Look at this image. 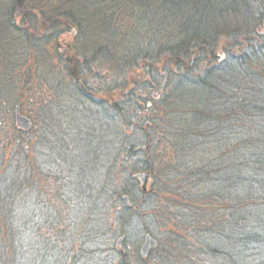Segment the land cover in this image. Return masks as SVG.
Here are the masks:
<instances>
[{
    "label": "trees",
    "instance_id": "16d2710c",
    "mask_svg": "<svg viewBox=\"0 0 264 264\" xmlns=\"http://www.w3.org/2000/svg\"><path fill=\"white\" fill-rule=\"evenodd\" d=\"M1 29L0 264L57 251L64 231H45L54 190L85 212L59 264H133V252L137 264H264V0H0ZM72 33L74 63L58 62L59 79L54 64L38 72L48 93L29 144L8 121L29 82L21 70ZM70 105L103 112L113 133L82 179L54 121ZM147 171L143 191L135 175ZM146 233L157 246L141 257Z\"/></svg>",
    "mask_w": 264,
    "mask_h": 264
},
{
    "label": "rangeland",
    "instance_id": "374dc122",
    "mask_svg": "<svg viewBox=\"0 0 264 264\" xmlns=\"http://www.w3.org/2000/svg\"><path fill=\"white\" fill-rule=\"evenodd\" d=\"M23 3L24 2H21V5L19 7L22 8ZM0 32L3 33V30L1 29ZM70 36H71V34H66L59 41H57V42L55 41V44H53V45H52V43L49 44V46L46 48L47 51H45L48 55V57H47L48 61H46V62L44 61V63H42V61H43L42 59H40L39 62L36 61L38 59L37 58L35 59V51L33 53V50H32V52H30L31 55L28 56V60L26 62V65L21 70L23 72L26 71L29 74V75L27 74L28 78H29V82H28V80L25 81V79L27 77L24 80L21 79L22 84H21L20 88L17 90V93L20 95V99H21V101L19 102V104L21 105L20 106V112L22 115L29 117L31 120V127L27 130V131H29V133L27 135L28 137L26 140L27 143H29V144H32L36 140V138L38 137L37 133L39 132V127L42 126V125H40V123L43 122V121H41L39 114H37L38 111H40V109H43V107H44V106L42 107L41 105L38 106V104H39L38 98H41V99L46 98V96H47L46 94L48 93L47 90L45 89V85H43L44 83L41 84L39 81L40 79L38 78V74H39L38 72H44V71H46L47 68L50 69L51 65H52L51 68H53V64H54L57 67V68L54 67V69H57V71L56 70L52 71L55 74V77L53 76L52 80H55L56 78L59 79L58 76H60V73H62V70H60V68L58 67V66H60L58 61H60L61 58L66 60L67 56L71 57V54H74L75 52H73L72 48H70V47L73 44L78 42V41H76V39H75L76 42H74V39L70 38ZM72 37H73V33H72ZM91 37H92V39H94V37L92 35H91ZM0 42H1V40H0ZM72 42H74V43H72ZM75 46H76V44H75ZM84 47L87 50L92 49L90 47H87L86 43L84 44ZM75 55L77 56L76 53H75ZM101 65H103V63H101ZM39 68L41 70H39ZM61 68L65 69L64 67H61ZM102 70L107 71L109 69L104 67V68H102ZM115 75H118V74H115ZM159 96H160L159 93L158 94L156 93L155 96H154V94H152V97L154 99H157ZM111 98L114 99L113 96ZM116 98H117V100H120V96H117ZM141 107L144 108L145 106L142 105ZM143 108L141 110H143ZM144 112L145 113L139 112V114L144 117L148 113L145 110H144ZM56 113H57V116H56L57 118L54 119V121L57 120L58 125H60L61 127H63V125L66 124V128H67V130H66L67 138L66 139H67L68 145L70 147V152H71L72 156L75 158L74 162H75L76 168L73 172V177H75V179H82V177H81V169H83L82 165L86 166L87 164H90V163H92V161H94L93 158L96 156V154L99 155V153L102 151L103 143L105 145L107 144V146L110 148V142H111V140H112L111 138L113 136V133H111L112 130L107 125V122L105 121L103 112H99V111H96L94 109L84 110V111H76L75 106L70 105V106H68V108L65 112L59 110V112H56ZM10 115H11V118L8 121L10 123H12L13 126L15 125V127H16L14 112H13V114H10ZM5 119H7V118L5 117L3 119V121H5ZM50 128H51L50 126H46L45 128L43 127V129H46V131H50V133L48 132L47 134L51 135L53 137V139L55 138L54 140L57 141V139H60V135H58L56 132H53L54 130L50 129ZM101 142H102V144H101ZM40 145L45 150L46 146H44L43 142ZM39 153H40V155H39ZM39 153L36 150H34L31 153L30 158L32 159V161L38 160V163L41 162V164H43L47 168L49 166L48 165L49 163H46L44 161L45 157H44L43 153L42 152H39ZM34 154L36 155L35 158L33 157ZM87 171L91 172L92 171L91 167H88ZM54 188H56V187L54 186ZM51 190H53V189H51ZM54 191H56V190H54ZM54 191H53V193L46 195V199L47 200L49 199V200L46 203V209H45L47 211V214H49L48 216L51 220V221L50 220L49 221L52 222V225H53L52 229L53 230L50 228L48 230V228H46L45 231L46 232L48 231L50 234L54 230L55 231L59 230L60 232L64 231L63 234L59 233V235H58V242H56L57 243L56 244L57 245L56 246L57 251H54V253L52 252V254H48V252H46L44 249L43 250L42 249L36 250L35 254H31L30 251L29 252L27 251L26 252L27 257H26V259L23 260V264H59L60 263V261H59L60 257L62 260H66L69 257L68 255H71L70 252L74 253L76 250V249L73 250V247L76 246V243L73 240L75 239L76 234L80 233V231H79V229L81 228L80 218H82L85 215V212L83 213V209H81V207L78 206L79 205L78 199H76L75 197H74V199L77 201V203L74 206L75 208H68V206L66 204H64L63 202H59L57 199L54 200L55 196H56L54 194ZM89 195H91V194H89ZM89 195L86 194L85 196L87 197ZM67 225H69V226L67 227ZM34 234L35 233H33V232L29 233L27 239H30V241H33V239L35 238ZM141 239L142 240L140 241V243L136 245V247H138V248L140 247V245L144 241L143 237ZM103 240L105 241V239H103ZM107 242H108V244L113 243L110 239H106V243ZM115 242H116V240H115ZM35 243H37V242H35ZM134 244H135V242H134ZM30 245L33 246V244H30ZM32 246L30 248H32ZM58 253H60V254H58ZM86 257L87 256H85L84 259H86ZM131 259L133 261V264H137V262L135 260L136 259V253L133 252V254H131ZM81 260H79V262H81ZM89 263L93 264L90 261V259H89ZM100 263L101 262H97V263L95 262V264H100ZM82 264H84V263H82Z\"/></svg>",
    "mask_w": 264,
    "mask_h": 264
},
{
    "label": "water",
    "instance_id": "95a60500",
    "mask_svg": "<svg viewBox=\"0 0 264 264\" xmlns=\"http://www.w3.org/2000/svg\"><path fill=\"white\" fill-rule=\"evenodd\" d=\"M156 93H154V96ZM15 121H16V126L20 127L21 129L27 131L31 127V120L29 117L22 115L20 112V107L17 105L15 107ZM136 178H138L140 185L143 189V191H146L148 188V183L151 182V174L149 171L147 172H137L135 175ZM123 200L125 201L126 205L129 204V199L128 196H122ZM144 241L140 245V256L141 257H146L148 253L151 251V249H154L157 246V241L155 238L152 237L151 234L146 233L143 237ZM122 237L118 238L117 241V246H120L122 243Z\"/></svg>",
    "mask_w": 264,
    "mask_h": 264
},
{
    "label": "flooded vegetation",
    "instance_id": "af4514ba",
    "mask_svg": "<svg viewBox=\"0 0 264 264\" xmlns=\"http://www.w3.org/2000/svg\"><path fill=\"white\" fill-rule=\"evenodd\" d=\"M74 37H72V39H73ZM72 43H74V42H72ZM73 56H67V58H66V60H68V65H72L73 63H74V59L72 58ZM63 58H61V60H62ZM61 60L60 61H58L59 63L61 62Z\"/></svg>",
    "mask_w": 264,
    "mask_h": 264
}]
</instances>
